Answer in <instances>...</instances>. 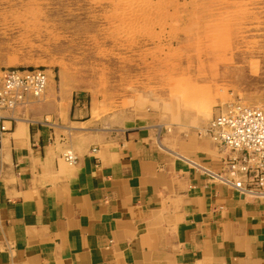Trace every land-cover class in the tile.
<instances>
[{"label":"crops","instance_id":"0c3cea01","mask_svg":"<svg viewBox=\"0 0 264 264\" xmlns=\"http://www.w3.org/2000/svg\"><path fill=\"white\" fill-rule=\"evenodd\" d=\"M125 114L52 78L4 113L0 264H264V202L193 165L217 144Z\"/></svg>","mask_w":264,"mask_h":264},{"label":"rangeland","instance_id":"374dc122","mask_svg":"<svg viewBox=\"0 0 264 264\" xmlns=\"http://www.w3.org/2000/svg\"><path fill=\"white\" fill-rule=\"evenodd\" d=\"M16 67L204 137L230 104L264 107V0H0V71Z\"/></svg>","mask_w":264,"mask_h":264},{"label":"built area","instance_id":"2783aa9c","mask_svg":"<svg viewBox=\"0 0 264 264\" xmlns=\"http://www.w3.org/2000/svg\"><path fill=\"white\" fill-rule=\"evenodd\" d=\"M48 82V71L43 68L0 71V140L9 131L4 113L40 101ZM200 134L217 144L222 168L213 172L193 163L195 168L244 198L264 202V107L230 104ZM67 160L74 162L75 158L70 155Z\"/></svg>","mask_w":264,"mask_h":264}]
</instances>
